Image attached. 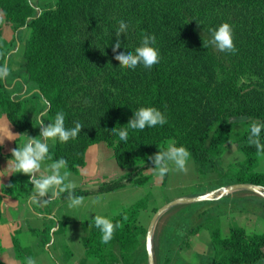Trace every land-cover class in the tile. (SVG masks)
Listing matches in <instances>:
<instances>
[{
    "label": "trees",
    "instance_id": "trees-1",
    "mask_svg": "<svg viewBox=\"0 0 264 264\" xmlns=\"http://www.w3.org/2000/svg\"><path fill=\"white\" fill-rule=\"evenodd\" d=\"M0 14L13 24L19 41L29 30L19 71L0 80V114L27 129L31 121L23 113V101L31 95L47 102L50 120L62 111L66 128L80 122L83 128L75 140H57L50 149L53 160L66 159L68 171L80 172L90 146L105 142L112 147L118 164L132 170L102 182L97 192L147 183L155 167L148 157L171 139L188 149L199 172L216 171L229 183L264 187V172L256 170L259 154L248 144L251 122L264 123V0H53L43 6L31 0H0ZM121 20L129 28L119 37L118 51L134 52L143 35L154 34L158 64L150 69L119 67L112 49ZM223 22L232 26L235 54L203 46L202 35L207 39L208 29ZM15 46L16 39H4L0 24V65L7 63ZM141 106L160 109L167 123L129 129L127 142L120 141L111 129L127 127ZM242 118L248 128L233 135L232 123ZM260 138L264 143V130ZM229 143L244 154L232 169L224 165ZM14 191L12 181L0 182V218L4 196ZM91 192L74 188L76 196ZM58 197L66 199L67 193ZM147 204V197L141 198L110 218L121 227L108 244L101 243L99 229L89 228L91 221L84 222L82 240L89 255L100 257L98 264H136L140 236L147 233L139 214ZM195 219L191 235L209 228L215 249L211 264H264V232L232 224L224 237L220 222L205 211ZM34 232L46 240L45 230ZM14 242L19 253L25 251ZM0 264H6L1 256Z\"/></svg>",
    "mask_w": 264,
    "mask_h": 264
},
{
    "label": "crops",
    "instance_id": "crops-1",
    "mask_svg": "<svg viewBox=\"0 0 264 264\" xmlns=\"http://www.w3.org/2000/svg\"><path fill=\"white\" fill-rule=\"evenodd\" d=\"M31 1L37 6H43L53 0ZM0 17L5 18L4 14H0ZM24 35L23 41H19L13 24L5 22L3 25L4 39L8 42L16 39V46L7 57V65L13 74L20 69L29 30L25 31ZM18 79L20 77L12 81L10 86L13 87ZM26 91L27 86H24L21 92ZM47 111L48 104L43 98L27 95L23 101V113L31 121V125L24 130L13 125L6 114H0V124H10L11 131L19 134L16 141L6 139L5 144L0 146L2 148L0 150V182L6 185L12 181L15 189L11 195L4 196L0 218L2 248L0 256L6 264H26L28 257L35 259L36 264H98L100 257L89 255L82 240L85 234L84 222L94 219L96 213L111 218L123 208L147 197L148 204L146 208L141 209L139 222L148 229L156 210L167 202L183 196L204 194L231 184L222 180L216 171L199 172L195 159L190 155L186 173L173 169L165 176L159 177L154 170H151V179L143 185L127 184L112 191L97 192L102 182L121 178L132 170L122 168L117 162L113 148L105 142H100L89 147L86 163L80 172L75 173L66 169L70 173L66 183L71 182L76 188L92 191L89 194L80 195L84 197L83 206L70 209L67 199L58 196L48 200L47 203L42 200L33 201L30 177L23 173L7 175V171L3 169L7 167L12 148L18 147V144L23 146L28 135L33 137L39 135V119L42 117L46 122H50ZM169 143H175V140L171 139ZM48 144L49 148L53 149L56 141H48ZM237 152L238 149L234 143L227 144L224 154L225 167L231 166L232 156ZM49 163L51 161L46 160L42 164V172ZM256 170L264 172V154H259ZM239 191L203 203L192 216L178 214L183 209H187L190 204H181L168 210L163 216L165 217L163 235L160 238L159 249L155 247L157 264H211L215 249L211 242L209 228L203 227L199 233L190 234L193 223L197 222V220L193 222V217L202 211H205L206 216H209L212 221L220 222L224 237L229 236L232 224L246 227L248 231L264 232L259 231L264 228V203L260 199L262 196ZM96 198L100 199V204L93 207L90 201ZM45 199L48 197L46 196ZM184 218H190L191 222ZM156 228L154 239L157 235ZM34 230H45L47 241L37 235ZM169 231L172 232V237H167ZM146 234L140 236L141 246L137 251L136 264L147 263L146 258H143L147 255L148 260ZM14 239L25 251L18 252Z\"/></svg>",
    "mask_w": 264,
    "mask_h": 264
},
{
    "label": "clouds",
    "instance_id": "clouds-1",
    "mask_svg": "<svg viewBox=\"0 0 264 264\" xmlns=\"http://www.w3.org/2000/svg\"><path fill=\"white\" fill-rule=\"evenodd\" d=\"M129 25L121 20L115 29L117 40L113 46L115 53L114 59L119 61V67L122 69H135L139 65L150 69L159 63L160 53L156 45L155 35H143L139 46L133 51L119 52L121 34H127ZM209 37L207 39L202 35L203 46L213 47L219 52L235 54L237 48L234 43L233 29L228 22H223L217 27L208 29ZM10 74L7 63L0 65V80H5ZM46 122L42 117L39 119V135L29 136L27 141L18 147L11 149V157L8 160L7 175L23 173L30 177L29 183L33 186L31 199L33 201H43L45 203L61 193H67V203L70 209H76L84 205V197L74 194L75 185L67 182L70 173L66 170L67 161L63 157L53 160L50 155L48 141H59L67 143L69 140H75L81 133L83 125L80 122H74L72 128L65 127V114L60 111L55 114L53 120ZM167 123V117L158 108L152 106H141L134 111L133 116L127 122L125 128H112V132L118 135L120 141L127 142L129 129L143 131L146 127L163 126ZM264 130V123L253 120L250 124L248 135V144L257 149L258 154H264V143L261 141V132ZM18 133L11 131L10 124H0V146L5 144V140L16 141ZM159 151L148 157L154 162L155 174L159 177L165 176L169 171L179 172L188 171V162L190 152L183 145L177 146L175 143H169L166 147L158 146ZM51 161L42 172V164ZM62 170H64L62 172ZM88 174V173H85ZM11 186V185H9ZM48 199H45V197ZM100 204V199L96 198L90 201V205L95 207ZM94 212V211H93ZM96 213V212H95ZM127 219V217H125ZM95 227L100 230L101 243L108 244L114 237L115 231L121 227L119 223H114L110 218L96 213L91 220L89 228ZM188 259V257H185ZM26 264H36L32 257L26 259Z\"/></svg>",
    "mask_w": 264,
    "mask_h": 264
},
{
    "label": "water",
    "instance_id": "water-1",
    "mask_svg": "<svg viewBox=\"0 0 264 264\" xmlns=\"http://www.w3.org/2000/svg\"><path fill=\"white\" fill-rule=\"evenodd\" d=\"M239 190L252 192L264 198V187L262 186L254 185L252 183H231L228 185H223L221 187H218L204 194H199L195 196L179 197L177 199L167 202L165 205L158 208L155 214L153 215V218L147 229V234H146V248H147V254H148V264H157L154 246H153L154 245L153 244L154 231H155V227L159 219L168 210L178 205H181V204H194V203L213 201V200L222 198L229 193H232L234 191H239Z\"/></svg>",
    "mask_w": 264,
    "mask_h": 264
},
{
    "label": "rangeland",
    "instance_id": "rangeland-1",
    "mask_svg": "<svg viewBox=\"0 0 264 264\" xmlns=\"http://www.w3.org/2000/svg\"><path fill=\"white\" fill-rule=\"evenodd\" d=\"M6 22V20L3 18V17H0V24L4 25ZM205 36H206V33L202 32ZM216 50V49H215ZM217 52H219L218 50H216ZM246 118H242V119H237L235 122L232 123V134L233 135H237V134H240L242 132H244L247 128H248V122L245 121ZM235 144V143H234ZM236 145V144H235ZM237 146V145H236ZM237 149H238V152L237 154L235 153V155H233V159H232V163H231V166L228 168V169H232L233 167H235V161L236 160H239L241 159L242 157H244V154L243 152L238 148L237 146ZM219 173V172H218ZM220 174V173H219ZM221 177V176H220ZM239 192H244V191H239ZM247 192V191H246ZM252 193V192H251ZM254 194V193H252ZM203 205V203H194V204H190L189 207L186 209H183V211H180L178 214L179 215H183L185 214V216H192L194 212H196L197 209L201 208ZM191 208V209H189ZM189 209V210H188ZM187 212V214H186ZM164 216V215H163ZM163 216L159 219L157 225H156V230H157V235L155 236V239L153 238V246H154V251H155V247L156 249L158 250L159 249V243H160V238L161 236L163 235L162 234V228H163V221H164V218ZM264 216V215H263ZM163 218V219H162ZM185 220H188L189 222H191V219L190 218H184ZM195 217H193V222L195 221ZM161 221V222H160ZM264 221V219H263ZM214 222H216V220H214ZM197 222L193 223V225H195ZM205 225H206V222H205ZM264 225V224H263ZM264 227V226H263ZM262 230H259V231H264V228H261ZM155 235V234H154ZM156 257V255H155ZM143 258L145 259L146 258V264H148V260H147V255H144Z\"/></svg>",
    "mask_w": 264,
    "mask_h": 264
}]
</instances>
